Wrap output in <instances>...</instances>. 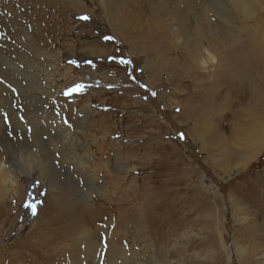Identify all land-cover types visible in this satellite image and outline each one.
<instances>
[{
    "label": "rangeland",
    "instance_id": "rangeland-1",
    "mask_svg": "<svg viewBox=\"0 0 264 264\" xmlns=\"http://www.w3.org/2000/svg\"><path fill=\"white\" fill-rule=\"evenodd\" d=\"M250 36L254 86L212 82ZM0 88L1 264L51 227L67 191L126 222L119 239V220L93 213L98 264L109 237L130 264L264 263V0H0Z\"/></svg>",
    "mask_w": 264,
    "mask_h": 264
},
{
    "label": "bare ground",
    "instance_id": "bare-ground-1",
    "mask_svg": "<svg viewBox=\"0 0 264 264\" xmlns=\"http://www.w3.org/2000/svg\"><path fill=\"white\" fill-rule=\"evenodd\" d=\"M196 17H200V16L197 15ZM197 20L198 19L195 20V23H197ZM183 22L185 24H188L189 23L188 18L187 17L183 18ZM199 26H200V24L198 25V27ZM6 28H7L6 25H5V27L2 28L4 34L8 33V29H6ZM255 40L257 41V39H255ZM260 45H262V43ZM217 47H218V44L215 42L213 44V48L216 49ZM261 47H259V45L256 42H254L252 40V37L250 36V38H248L247 43L244 46H242V48L237 49L235 54L232 56L233 59L235 60V62L228 61V62H225V64L223 66L220 65L217 72L215 74H213L212 76H210L209 79L213 78L212 82H214L215 78L222 77L225 81H227L226 84H228V85H231L232 83L238 84L239 82H246V84L249 83L252 86H254L252 81H251L252 76L248 75L247 73L251 71V69L254 65L259 64V63H263V55H262V51L260 49ZM151 51H152V49H151ZM165 53H166V51H165ZM3 73H4L3 78L7 77V71H5ZM215 88H216V86L213 83H211V85L207 87V90H205V93L203 94L204 96H201L199 99L200 100L199 103H197V104H200L199 112L197 115L199 125H203L204 123H207L206 121H207L208 117L211 116L210 111H209L208 106H207L206 99H207L208 93H210V91L213 92V90ZM252 89H253V87L251 88V90ZM252 94L254 95L255 93H252ZM256 96L258 97V95H256ZM252 98H250L251 102L254 100L256 101V99H254V97H252ZM258 98H262L264 100V94H261ZM209 100H211V99H209ZM8 102L9 101H8V98L6 95V90L3 88H0V113L2 114L3 111H5L4 116H6V113H7L6 112L7 106L6 105L8 104ZM262 102L263 101H261V102L256 101L255 103L262 104ZM219 108H220V106H219ZM207 112H209V114ZM0 116L4 117L2 115H0ZM209 123H211V122H209ZM209 123H207V124H209ZM51 125H52V123H51ZM198 130H200V129H198ZM243 137H244V131L241 134V138H243ZM250 141H251V139L245 140L246 143L249 142L248 147L253 149V146H252V144H250L251 143ZM68 192L69 191H67V194H63L61 201L55 204V212H54L55 218H54V221H53L51 227H48L44 233L40 232L41 234L39 233L38 234L39 236L35 240H30V243L27 246H25L24 248H19L18 246L15 247V245H14L15 248L13 247V249L15 251L13 250L12 252H9L7 254V257L9 256V260L4 264H15L16 262H22V261L30 264L28 259L26 258V256H28V255H30L32 258L31 264H72V263H74V264H98L99 261L96 257L97 246L92 241L94 239V235H92L91 232L94 231L95 227L101 223V220L93 219L92 218L93 213L95 211L99 210V211H101V213H103L104 219H108V218L113 219L115 217L116 220H119L116 222V224L113 225V228H112V230H114L112 233L114 235H117L118 238H119V235L116 234L115 232H116V230H119L122 227H124L126 229V227H127L125 225L126 222H121L120 219H122V218H121V216H118L119 215V207H113V209L109 207L110 209L109 208L104 209V208H100L102 205L99 202H98V204H100V205L92 206L88 202L71 201L72 200V194H71L72 192H69V193ZM107 199H109V198H107ZM107 199H106V201H107ZM106 205L108 206L109 203L106 202ZM130 210H131V214L136 215L139 213V210L136 207H132ZM146 212H147L146 210L142 209L143 215H145V217L148 219L149 222H152L150 215H148ZM129 219H133V217H129ZM136 223H137V220H134L133 224H136ZM118 225H119V227L117 228ZM146 227L148 228L147 223H146ZM133 229H136L137 231L139 229L138 234L136 231L133 240L144 244L143 241L138 240V237L146 235L144 232L143 224L141 223V227H140V223H138L137 225L133 226ZM140 229H141V232H140ZM113 239H114V237H109L108 239L105 238L104 240H106V241L103 243L104 247L107 248L105 251H108L107 253L110 256L109 260H107L109 262L108 264H130L131 258L127 257V255L125 254V251L116 250L113 247V244H114ZM119 239H124V237L119 238ZM152 239H153V243H154L153 244L154 250L156 249L157 252L161 253V248L159 247V245L161 243H163L165 240H167L168 236L160 233L157 237H152ZM79 240H82V241L79 244H77V242ZM107 242H108V244H107ZM145 243H148V242L145 241ZM99 245H101V244H99ZM254 250H256V249H254ZM82 251L83 252L86 251V252L83 255H81ZM0 252H3V250H0ZM132 255H135L136 258L139 257L138 255H136L134 253ZM106 259H108V258H106ZM1 263L2 262L0 260V264ZM149 263L150 264H157L156 262H154V260L149 262ZM261 263L262 262H260V264Z\"/></svg>",
    "mask_w": 264,
    "mask_h": 264
},
{
    "label": "snow or ice",
    "instance_id": "snow-or-ice-1",
    "mask_svg": "<svg viewBox=\"0 0 264 264\" xmlns=\"http://www.w3.org/2000/svg\"><path fill=\"white\" fill-rule=\"evenodd\" d=\"M81 19H88V17H86V16L85 17H81ZM105 39L107 40V39H111V38L110 37H105ZM109 59H111V57H109ZM88 63H91V61H88ZM120 63L126 64V63H129V61L121 59ZM81 87H82L81 85H77L76 88L72 89L71 91H78ZM68 94H70V93H65V95H68ZM153 95H155V93H153ZM181 138H183L182 134H181ZM28 206L32 208L33 214L35 215V205L30 204Z\"/></svg>",
    "mask_w": 264,
    "mask_h": 264
}]
</instances>
